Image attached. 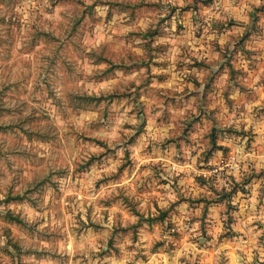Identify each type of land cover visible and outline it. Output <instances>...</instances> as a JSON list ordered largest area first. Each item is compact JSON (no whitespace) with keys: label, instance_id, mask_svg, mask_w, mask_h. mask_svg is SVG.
Listing matches in <instances>:
<instances>
[{"label":"clouds","instance_id":"obj_1","mask_svg":"<svg viewBox=\"0 0 264 264\" xmlns=\"http://www.w3.org/2000/svg\"><path fill=\"white\" fill-rule=\"evenodd\" d=\"M0 264H264V0H0Z\"/></svg>","mask_w":264,"mask_h":264}]
</instances>
